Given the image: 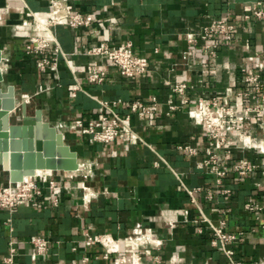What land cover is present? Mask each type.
Returning <instances> with one entry per match:
<instances>
[{
  "label": "crops",
  "instance_id": "0c3cea01",
  "mask_svg": "<svg viewBox=\"0 0 264 264\" xmlns=\"http://www.w3.org/2000/svg\"><path fill=\"white\" fill-rule=\"evenodd\" d=\"M68 4L72 11L93 15L92 23L78 29L52 28L67 55V64L58 56L53 72L40 71L38 56L24 52L33 35L26 12L45 19L50 13L48 0H0V88L14 87L17 108L28 103L25 97H32L26 115L40 110L43 120L63 134L80 165L75 172H51L62 185L56 205L41 195L11 211L0 208V264L11 242L17 249L16 264H229L212 246V233L203 219L213 225L224 221L226 234L242 233L228 246L236 260L264 264L262 175L240 178L229 173L219 184L199 169L208 141L204 128L187 115L199 98L228 96L230 104L242 110L264 102V22L243 19L254 9H264V0H68ZM220 18L236 30L231 42L217 40L215 57L205 54L201 43H187V33L198 34ZM127 41L148 61L141 76L124 77L104 57L85 54L100 43L112 48ZM53 45L46 50L47 57L53 56ZM89 65L105 73L102 83L87 81ZM256 75L258 89L248 82ZM181 81L187 84L188 104L167 115L169 100L180 103L170 86ZM135 99L156 102L151 116H130L146 145L131 143L127 135L100 145L79 129H70L73 120L98 118V101L118 102L116 110L124 116ZM240 130L251 137L253 147L243 149L235 139L226 159L218 151L220 162L228 167L240 160L263 166L258 148L264 147V117L253 115L251 122H241ZM183 145L196 153L179 150ZM42 173L49 172L35 175ZM6 182L7 175L0 171V183ZM246 203H256L262 210L246 211ZM85 235H108L118 241V250L105 256L103 246L83 244ZM35 236L46 239L49 248L32 261L30 241Z\"/></svg>",
  "mask_w": 264,
  "mask_h": 264
},
{
  "label": "built area",
  "instance_id": "2783aa9c",
  "mask_svg": "<svg viewBox=\"0 0 264 264\" xmlns=\"http://www.w3.org/2000/svg\"><path fill=\"white\" fill-rule=\"evenodd\" d=\"M50 13L45 19H38L30 11L26 12V17L31 21L28 25L33 31V35L29 38L24 47V52L27 55H36V67L40 71L51 69L57 71L58 56H61L67 64V55L59 48L56 39L53 35L52 28L58 25H66L71 29L88 27L92 23L93 15L81 14L80 12L72 11L68 0H48ZM245 22H264V9L257 8L251 13L243 16ZM235 26L226 18H220L212 21L210 25L201 29L200 33H187L186 41L190 45L202 44V50L205 54L215 57L217 53V40L222 39L226 42H231L235 36ZM54 44V45H53ZM53 45V56L47 57L46 50ZM85 54L91 56L104 57L111 65L115 66L119 73L127 78L141 76L147 72L148 61L145 57L137 55L130 41L116 47H108L105 43H100L85 50ZM105 73L97 69L93 65L86 68V79L89 83L100 84L103 82ZM248 82L253 84L256 89L258 86V76L248 78ZM171 91L180 97V103L175 105L171 100L167 102V115L172 111L181 108L188 104L185 98L187 84L178 82L170 86ZM80 90V86L76 80L75 91ZM75 91L72 96H75ZM24 98V96H23ZM32 97H25L30 103ZM27 103V104H28ZM100 107V115L95 120L82 121L81 119L73 120L70 123V129H79L80 132L87 136L93 143L104 145L113 143L118 137L127 135L130 142L133 144L140 143L146 145L144 141L135 133L130 124V116L136 115L139 119L147 118L152 115L156 107L155 100L150 103L141 100H133L128 105L126 115H120L116 108L118 102L98 101ZM238 104L231 105L228 96L221 99L218 98H199L195 108L187 111L188 117L194 123L202 126L207 138V146L204 149L205 158L197 167L205 170L216 178V182L220 181L229 173H233L237 177L244 178L254 173L262 175V186L264 187V165L259 166L254 163H248L240 160L231 166H225L220 162L218 151H222L226 156L230 153V145L237 139L241 148L250 149L253 147L251 137L240 130L241 122H251L253 115H261L264 117V102L255 104L245 109H239ZM249 125V123H248ZM179 150L186 154L193 155L196 149L189 145L178 147ZM259 153L264 157V147L258 148ZM62 189L61 183L57 182L53 174L42 173L34 175L29 179H22L17 183H0V208L11 211L18 205L33 202L37 197L46 195L53 200L56 205L58 199L56 194ZM197 191L199 189H196ZM191 195L192 193L189 192ZM212 194H207V199H211ZM244 209L249 212L259 213L262 207L256 203H246ZM10 222V221H9ZM208 224L212 233L211 244L216 249L220 250L226 257L229 264H242L234 258V251L229 248L230 244L237 241L242 233L226 234L223 231L225 222L221 221L218 225H213L207 219L202 220ZM147 239L150 230H147ZM33 251L29 255L32 261H36L39 257L44 256L49 248V243L46 239L40 236H35L31 239ZM83 244L90 246L99 244L105 249V256L114 253L118 250V241L110 238L108 235H85ZM17 249L15 243H10L7 253L3 257V264H16ZM83 258V263L86 262Z\"/></svg>",
  "mask_w": 264,
  "mask_h": 264
},
{
  "label": "water",
  "instance_id": "95a60500",
  "mask_svg": "<svg viewBox=\"0 0 264 264\" xmlns=\"http://www.w3.org/2000/svg\"><path fill=\"white\" fill-rule=\"evenodd\" d=\"M14 104V87L9 85L5 91L0 88V110L13 113L17 109ZM26 110L27 104L22 103L20 123H12L11 114L0 113V171L7 175V180L17 183L26 176H34L36 171H77L80 168L77 154L64 142L63 134L43 120L40 110L32 117L26 115Z\"/></svg>",
  "mask_w": 264,
  "mask_h": 264
},
{
  "label": "rangeland",
  "instance_id": "374dc122",
  "mask_svg": "<svg viewBox=\"0 0 264 264\" xmlns=\"http://www.w3.org/2000/svg\"><path fill=\"white\" fill-rule=\"evenodd\" d=\"M21 100L17 99V103H21ZM31 113H33V109L31 110ZM10 120L12 122H18L21 120V112H20V107H18L15 112L11 113L10 115ZM6 175V174H5Z\"/></svg>",
  "mask_w": 264,
  "mask_h": 264
},
{
  "label": "bare ground",
  "instance_id": "6f19581e",
  "mask_svg": "<svg viewBox=\"0 0 264 264\" xmlns=\"http://www.w3.org/2000/svg\"><path fill=\"white\" fill-rule=\"evenodd\" d=\"M15 106L14 107H16V104H14ZM2 112H4V113H8V115H10L11 113H12V111H5V110H3L2 108H1V110H0V113H2ZM2 119V121L4 122L5 121V119H6V116L4 117H1ZM30 178V176H26V177H24L23 179H29Z\"/></svg>",
  "mask_w": 264,
  "mask_h": 264
}]
</instances>
